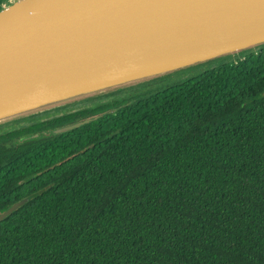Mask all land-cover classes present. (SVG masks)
Segmentation results:
<instances>
[{"label": "trees", "instance_id": "obj_1", "mask_svg": "<svg viewBox=\"0 0 264 264\" xmlns=\"http://www.w3.org/2000/svg\"><path fill=\"white\" fill-rule=\"evenodd\" d=\"M262 92L264 45L1 132L0 264H264Z\"/></svg>", "mask_w": 264, "mask_h": 264}, {"label": "water", "instance_id": "obj_2", "mask_svg": "<svg viewBox=\"0 0 264 264\" xmlns=\"http://www.w3.org/2000/svg\"><path fill=\"white\" fill-rule=\"evenodd\" d=\"M261 45L264 0H12L0 8V124Z\"/></svg>", "mask_w": 264, "mask_h": 264}, {"label": "rangeland", "instance_id": "obj_3", "mask_svg": "<svg viewBox=\"0 0 264 264\" xmlns=\"http://www.w3.org/2000/svg\"><path fill=\"white\" fill-rule=\"evenodd\" d=\"M247 52L248 51H242V52H238L236 54L228 55V56H225V57H222V58L220 57V58H215V59L208 60V61H205V62H201V63L195 64V65H192L190 67L175 71L173 74L167 76L166 78H168V79H176V78L183 79L185 77H189V76L195 75L197 73H200L201 71L206 70V69H208L210 67H214V66L218 65L219 63H221L222 61L233 60V59H235L237 57L243 56ZM262 95H264V92H262ZM73 102L75 103V101H73ZM73 102H71V103H73ZM71 103H69V104H71ZM67 105L68 104H66L65 106H67ZM81 106L82 105L74 106L73 109L81 107ZM62 107H64V106H62ZM56 108H52V109H48V110H45V111H41V112H39L37 114H34V115L43 114L45 112L55 110ZM58 108H61V107H58ZM53 115H55V114H53ZM27 117H25V118H27ZM43 118H45V116H42V117L38 118V120L43 119ZM23 119L24 118H20V119H16V120H8L10 122L6 121V123H1L0 124V127H1L0 133L5 131V130H11V129H14L16 127H19V126L22 125V123H26V121H24V122L21 121Z\"/></svg>", "mask_w": 264, "mask_h": 264}, {"label": "built area", "instance_id": "obj_4", "mask_svg": "<svg viewBox=\"0 0 264 264\" xmlns=\"http://www.w3.org/2000/svg\"><path fill=\"white\" fill-rule=\"evenodd\" d=\"M12 0H8V2H6V3H3L2 5H6V4H8L9 2H11Z\"/></svg>", "mask_w": 264, "mask_h": 264}]
</instances>
